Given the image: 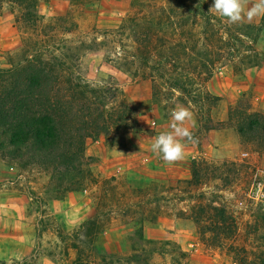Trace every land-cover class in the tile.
<instances>
[{
  "label": "rangeland",
  "instance_id": "rangeland-1",
  "mask_svg": "<svg viewBox=\"0 0 264 264\" xmlns=\"http://www.w3.org/2000/svg\"><path fill=\"white\" fill-rule=\"evenodd\" d=\"M142 1L138 10L134 0H35L36 18L28 22L16 4L0 0V69L37 49L54 55L91 86L117 88L138 123L88 141L89 175L65 194L54 191L52 169L41 161L0 158V264H74L78 257L92 264H235L232 245L246 248L252 261L264 259V204L255 195L264 191V147L249 131L253 115L264 117L263 17L233 24L210 13L208 21L213 0L184 8L179 0ZM157 9L187 31L161 36L169 48L159 38L146 62L122 27ZM26 41L42 47L24 52ZM177 105L193 113L184 126L194 139L184 141L183 159L169 164L151 143L170 130ZM203 165L200 184H188ZM153 195L185 200L160 202L161 213L140 224L144 211H158ZM200 202L229 212L237 238L218 246L190 218L175 215H190Z\"/></svg>",
  "mask_w": 264,
  "mask_h": 264
},
{
  "label": "trees",
  "instance_id": "trees-1",
  "mask_svg": "<svg viewBox=\"0 0 264 264\" xmlns=\"http://www.w3.org/2000/svg\"><path fill=\"white\" fill-rule=\"evenodd\" d=\"M10 1L22 9L23 19L34 21L35 0ZM191 1L179 0L178 5L183 4L184 8L185 4ZM142 2L144 1L134 0V7L139 10ZM206 15L209 21L211 15ZM165 17V12L157 9L155 15L129 17L124 21L122 31L127 28L132 31L136 56H145L146 62H149L155 42L161 36L186 34V24L171 23ZM262 25L264 26V17ZM208 30L211 31L207 29L205 33H209ZM160 42L162 49L169 48L163 37ZM39 45L42 47L39 41H26L23 50L32 51L34 48H40ZM175 45L183 48L181 42ZM37 50L36 54L18 66L0 69V158L17 163L41 161L42 165L52 169L51 181L54 191L65 194L82 185L83 179L89 175L86 168L93 163V158L86 156L88 141L98 140L101 136L109 139L114 130H128L138 123L134 118L135 109L121 98L117 88L111 85L91 86L81 77L67 72L65 64L57 62V57H44ZM235 112L232 110L231 114ZM253 116L258 120L253 122L255 125L251 124L249 131L259 134L261 145L264 147V117ZM204 164L206 166V163ZM203 167L204 165L194 168L193 179L188 184H200ZM178 191L185 193L182 189ZM151 198L156 200L158 213L154 210L144 211L139 220L140 224L149 218L150 214L155 219L161 213L160 202L185 200L184 197L177 196L153 195ZM150 200L143 203L147 205ZM175 215L190 218L200 230V234H212V240L218 246H225L228 240L236 239L239 234L235 218L225 209L214 205L203 206L200 202L192 208L190 215L184 210L177 211ZM205 221L210 223L203 225ZM231 250L235 264H264V259L252 261L249 251L244 247L232 245ZM74 264L92 263L78 257ZM101 264L108 262L102 260Z\"/></svg>",
  "mask_w": 264,
  "mask_h": 264
},
{
  "label": "clouds",
  "instance_id": "clouds-1",
  "mask_svg": "<svg viewBox=\"0 0 264 264\" xmlns=\"http://www.w3.org/2000/svg\"><path fill=\"white\" fill-rule=\"evenodd\" d=\"M213 0L209 9L220 18L229 23H243L245 21L264 17V0ZM193 118V113L183 105H177L170 112L169 131H163L152 138L151 151L160 156L166 163H173L184 157V141H192L193 134L185 127V122Z\"/></svg>",
  "mask_w": 264,
  "mask_h": 264
},
{
  "label": "built area",
  "instance_id": "built-area-1",
  "mask_svg": "<svg viewBox=\"0 0 264 264\" xmlns=\"http://www.w3.org/2000/svg\"><path fill=\"white\" fill-rule=\"evenodd\" d=\"M255 195L257 199H259L262 202V204H264V191H262V189L259 188L258 190L255 191Z\"/></svg>",
  "mask_w": 264,
  "mask_h": 264
}]
</instances>
